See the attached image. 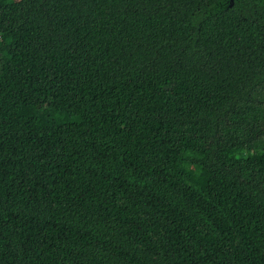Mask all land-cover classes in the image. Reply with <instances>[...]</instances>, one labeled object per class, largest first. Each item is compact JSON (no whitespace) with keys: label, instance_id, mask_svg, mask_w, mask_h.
I'll list each match as a JSON object with an SVG mask.
<instances>
[{"label":"trees","instance_id":"16d2710c","mask_svg":"<svg viewBox=\"0 0 264 264\" xmlns=\"http://www.w3.org/2000/svg\"><path fill=\"white\" fill-rule=\"evenodd\" d=\"M0 264H264V0H0Z\"/></svg>","mask_w":264,"mask_h":264},{"label":"water","instance_id":"95a60500","mask_svg":"<svg viewBox=\"0 0 264 264\" xmlns=\"http://www.w3.org/2000/svg\"><path fill=\"white\" fill-rule=\"evenodd\" d=\"M233 0H230V2H232Z\"/></svg>","mask_w":264,"mask_h":264}]
</instances>
